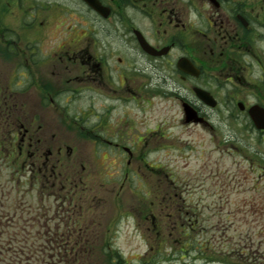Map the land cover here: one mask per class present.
I'll list each match as a JSON object with an SVG mask.
<instances>
[{"label":"flooded vegetation","instance_id":"af4514ba","mask_svg":"<svg viewBox=\"0 0 264 264\" xmlns=\"http://www.w3.org/2000/svg\"><path fill=\"white\" fill-rule=\"evenodd\" d=\"M16 2L21 29L1 34L0 66L18 68L0 70V167L9 181L0 183V235L54 242L53 254L89 264L132 218L151 250L169 245L171 264H264V184L254 178L246 202L236 185L205 184L200 169L179 177L152 164L149 183L136 186L128 173L97 176L111 146L127 151L140 176L143 155L123 145L139 144L128 132L141 145L155 137L139 129L144 98L178 106L181 127L215 137L228 114L230 130L245 123L264 142L250 114L264 109V0ZM186 105L198 122L187 121ZM247 159L262 177L264 163Z\"/></svg>","mask_w":264,"mask_h":264},{"label":"rangeland","instance_id":"374dc122","mask_svg":"<svg viewBox=\"0 0 264 264\" xmlns=\"http://www.w3.org/2000/svg\"><path fill=\"white\" fill-rule=\"evenodd\" d=\"M23 17V11L16 0H0V50L4 49L1 28L21 29ZM2 33L5 37L10 36L7 29H4ZM0 56H3L4 59L7 57V55L1 54ZM13 63L10 62L9 66L5 63L2 64L0 70L4 74H8L10 68V73L13 74L16 71L15 68H18ZM150 100L151 102H147V98H144L142 108H138L136 113L142 121L139 126L142 134L147 138L153 135L155 137L150 138L149 143L141 145L137 135L134 132H128L139 144L125 143L123 145L134 149L137 154L143 155L141 161L137 162V165L142 166V169H137L140 176L136 174V164H128L127 151L122 150L126 152L124 156H117L113 154L116 151V147L113 146L109 148L111 154L109 153V159L105 163L106 168L100 170V174L98 173L97 176L108 174L117 177L119 175L123 179L125 173H128L126 184L136 186L149 183L147 180L150 172L147 170L151 169L152 164L165 172H174L179 177L189 173L192 169H200L206 175L205 184L231 183L236 185L239 190H243L239 193L240 199L241 197L246 198L245 201L249 202L250 193L247 188L251 185L252 179L254 178L256 184H264V174L260 177L256 172L253 176L247 171L251 163L247 158L251 154H254L255 165L264 163V142L261 135L254 133L245 123L238 124L230 130L229 120L226 119L228 114H225L222 129H218V134L212 137L206 130L199 127H181L179 120L182 113L178 106L171 105V102L162 100L160 97L150 98ZM227 131L234 134L230 141H225V138L228 137L226 136ZM151 133H153L152 136ZM95 152L96 149L93 150L94 154ZM106 157L108 156L105 154ZM256 168L264 169V166ZM219 169L222 170L220 173L217 172ZM230 169H232L231 172H227ZM7 173L6 168L0 167V183L9 182ZM8 185L10 186V183ZM256 195L258 196L257 200L262 202L263 194L257 193ZM245 201L241 200V205ZM241 210L243 211L244 208ZM254 216L260 215L255 214ZM238 217H251V215L242 213ZM249 226H251L250 223L244 225L246 228ZM119 227L120 232L117 233L115 239L109 242L111 247H105L107 253L104 250L100 253L96 251L90 258L89 264H171L166 257L171 251L169 245H165L166 247L162 248L160 252L158 249L151 250L150 243L144 241L135 231L132 218H126ZM3 232V235H0V264H70L75 261L72 256L62 257L53 254L54 248L46 245L54 242L30 238L12 240L7 236L6 228ZM111 249L113 251H109ZM115 250H119L121 254H115ZM188 264H199V262L191 261Z\"/></svg>","mask_w":264,"mask_h":264},{"label":"water","instance_id":"95a60500","mask_svg":"<svg viewBox=\"0 0 264 264\" xmlns=\"http://www.w3.org/2000/svg\"><path fill=\"white\" fill-rule=\"evenodd\" d=\"M198 95L201 96L203 99H206V97L203 95L202 92L198 91ZM185 113H186L187 121L200 120L199 118H197L196 111H194V109H192L188 105H186L185 107ZM250 114L255 122L256 127L258 129H264V109L258 106H254L250 110Z\"/></svg>","mask_w":264,"mask_h":264}]
</instances>
